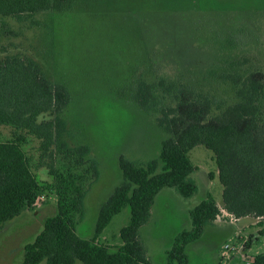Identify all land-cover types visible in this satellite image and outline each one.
<instances>
[{"label": "trees", "instance_id": "1", "mask_svg": "<svg viewBox=\"0 0 264 264\" xmlns=\"http://www.w3.org/2000/svg\"><path fill=\"white\" fill-rule=\"evenodd\" d=\"M78 1L0 0V17L35 24L39 22L35 18L38 13L64 12ZM255 16L252 22L260 29L262 18ZM205 21L191 25L196 35V56L187 54L180 61L172 53L164 62L155 55L157 47L152 48L144 72L135 77V86L125 94L129 102L157 114L166 136L155 158L120 156L122 181L100 206L90 237L82 236L78 227L86 217V196L101 173L91 146L70 144L66 138L70 90L65 82L50 77L33 57L13 54L0 58V127L12 129L10 138L0 139V229L7 221L36 208L47 190L57 196L56 212L47 216L36 236L24 244L23 258L15 264L44 260L46 264H153L140 237V227L149 220L156 196L165 186L175 187L185 197L197 192L189 151L199 144L215 153L223 206L208 195L190 209L192 226L175 235L166 250V264H191L188 244L203 235L206 225L217 220L222 209L235 219H258L255 226L259 235H251L244 250L261 240L264 64L247 47L256 36L250 26L233 37L226 28L236 31L234 25L227 23L224 28L214 23L205 25ZM205 27L209 30L206 38ZM147 70L154 71L153 80L150 75L146 77ZM120 90L118 94L124 95ZM45 112L52 118L40 120ZM30 135L40 140V159L48 158L44 164L52 182H42L34 171L24 147ZM128 205L131 222L121 229L123 243L114 248L102 242L100 235L113 216ZM248 264H264V251Z\"/></svg>", "mask_w": 264, "mask_h": 264}, {"label": "rangeland", "instance_id": "2", "mask_svg": "<svg viewBox=\"0 0 264 264\" xmlns=\"http://www.w3.org/2000/svg\"><path fill=\"white\" fill-rule=\"evenodd\" d=\"M255 15L262 18L260 29L252 22ZM35 18L39 22L34 24L0 17V58L13 54L33 57L50 77L65 82L71 92L66 138L70 144L88 143L101 173L85 199L86 217L78 227L84 237L94 234L100 206L122 181L120 156L155 158L166 136L157 114L129 102L125 95L135 86V77L144 72L152 48L157 47L155 55L164 62L172 53L181 61L184 55H197L193 22L206 20L205 25L214 23L224 28L230 23L236 31L226 28L229 36H239L245 26L255 31L247 47L264 64V0H79L72 9L41 12ZM204 31L206 38L209 30L205 27ZM147 72L146 77L150 75L153 80L154 71ZM39 118L50 119L52 115L45 112ZM11 134V127H0V139ZM24 147L38 179L52 182L44 164L48 158L40 159V140L30 135ZM189 156L195 166L191 177L197 192L185 197L175 187L165 186L156 196L149 220L140 227V237L153 264H166V250L175 235L191 228L190 209L208 195L223 206V184L213 150L199 144ZM56 200L55 192L47 190L36 208L4 224L0 229V264L22 260L24 244L36 236L46 217L56 212ZM131 217L130 206H125L105 227L101 241L114 248L122 244L121 229ZM257 220L254 216L235 219L222 209L217 220L206 225L203 235L188 244L191 264H248L264 251V235L247 250H230L225 245L239 247L251 235H259Z\"/></svg>", "mask_w": 264, "mask_h": 264}, {"label": "built area", "instance_id": "3", "mask_svg": "<svg viewBox=\"0 0 264 264\" xmlns=\"http://www.w3.org/2000/svg\"><path fill=\"white\" fill-rule=\"evenodd\" d=\"M41 198H45V195H42V196L40 197V199H41ZM225 246H226V248H229L230 250H239V251H242V250H244V248H245V242L241 243L239 247H236V245H230V244H228V243H227ZM223 256H224V255H223ZM250 261H251V260H250ZM250 261H249V262H250ZM249 262H248V263H249Z\"/></svg>", "mask_w": 264, "mask_h": 264}]
</instances>
